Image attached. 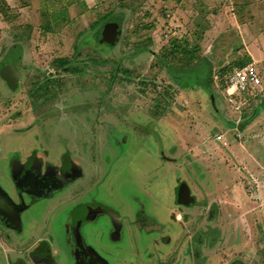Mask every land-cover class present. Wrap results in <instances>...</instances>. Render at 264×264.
Instances as JSON below:
<instances>
[{
    "label": "rangeland",
    "instance_id": "rangeland-1",
    "mask_svg": "<svg viewBox=\"0 0 264 264\" xmlns=\"http://www.w3.org/2000/svg\"><path fill=\"white\" fill-rule=\"evenodd\" d=\"M71 1L0 0V65L15 62L27 72L42 71L49 65L61 85L59 93L56 91L58 97L45 110L43 124L35 121L40 119L37 118L40 115L37 111H31L27 104L23 106L26 101L22 104L23 114H19L21 107L18 102L24 97V90L19 92L7 87V100L0 98V112L4 114L0 116L7 121L6 141L13 147L15 145L14 148L28 144V147L42 151L49 147L51 154L54 153V160L66 153L67 156L74 155V161L78 163L82 162L81 157H86L87 160L82 162L85 166L83 178L75 182L67 194L79 193V189L101 183L100 195L105 201L128 207L127 201L146 190L145 198L142 194L138 198L144 204L141 210L151 216L156 215L161 221L167 220L176 203L172 192L176 179L169 167H165L166 173L160 168L163 151L170 148L165 132L168 128L159 130L154 121H165L164 111L170 109L167 116L173 115V118L167 125L175 128L184 119V124L190 127V112L184 111L183 117L176 119L175 111L188 110L187 106L192 104L187 100L191 99L190 96L195 97L196 93L191 88H180L179 83L192 84L198 77L206 79V72L198 73L207 69V60L218 75L223 67L221 65L230 66L247 54L245 45L251 46L252 51L264 53V0ZM3 5L10 8L9 16ZM107 19L113 20L108 25L116 28L118 39L115 43L101 45L94 35ZM173 38H186L191 45H198L199 62L205 63L206 66L202 64L204 69L192 72V76L176 77L173 73L177 68L159 64L158 57L169 48ZM8 56L13 57L9 59ZM61 58L71 60L73 67L70 72L54 67L52 61ZM176 65L181 64L176 62ZM168 92L171 94L168 95ZM198 93L209 99L201 90ZM263 94L264 91L257 97L229 103L231 106L240 104L238 110L235 108L237 105L234 109L240 111V115L246 114L243 119L249 118ZM168 96L171 102L169 108ZM181 100L184 108L180 106ZM221 103L226 104L224 101ZM208 106L209 102H204L201 111L209 110ZM96 107L102 110L101 116H97ZM148 119L151 121L145 125L143 122ZM38 124L42 126L37 127ZM143 127L149 131L142 130ZM103 128V148L108 151H101L100 159L94 160L95 150L89 151L83 145L87 143L90 147L89 143L96 140L95 129L102 131ZM91 130L93 135H90ZM120 130L126 132L121 134ZM187 130L183 128L182 135L188 138L183 141L184 152L183 155L180 153L183 157L185 152L191 151L188 156L201 152L200 148L199 151L191 150L195 132ZM248 131L250 141L264 140V129L260 124L258 127L251 126ZM121 135L125 136L124 140ZM62 138L66 140L62 141ZM227 138L232 140L229 136ZM54 140L55 144L51 145ZM0 142H3L2 135ZM111 142L116 148L106 149ZM173 153L174 157H178V152ZM207 154L209 152H205ZM166 157L170 158V151H166ZM8 168L5 161H0V178L7 180L1 181L2 185L5 192L12 196L16 195L17 186L11 182ZM245 175L234 180L231 186L227 183L232 199L216 202L221 220L216 224L224 222L227 226L219 225L221 230H217L216 237L210 238V243L219 238L215 246L218 253L215 258L219 261L207 264H264V165L259 167L258 174L248 171ZM144 180L162 181V185L156 188L158 193H163V200L153 197L154 201H150L148 191L153 189H144ZM216 184L215 194L223 193L224 183L217 181ZM53 203L46 201L43 206L53 208V213L55 209L56 214L65 206L57 205L58 200ZM135 208L130 203L131 211ZM41 216L43 219L51 217L50 221L54 222L52 213ZM63 216L61 213L59 218H55L56 225H62L67 218L62 221ZM109 216L101 215L102 218ZM140 220L142 226L147 225V236L126 232L122 239L111 238V226L103 219L94 226H87L83 235L111 264H146L148 252L157 256L172 247L164 245L167 243L166 234L162 235L165 241L161 240L162 230L147 233L153 231L150 217L140 216ZM33 222L34 219H30V224ZM59 228L52 230V235L55 234L52 240L55 248L60 252L63 249L62 255H67L63 248L65 232ZM183 261L187 264V260Z\"/></svg>",
    "mask_w": 264,
    "mask_h": 264
},
{
    "label": "crops",
    "instance_id": "crops-1",
    "mask_svg": "<svg viewBox=\"0 0 264 264\" xmlns=\"http://www.w3.org/2000/svg\"><path fill=\"white\" fill-rule=\"evenodd\" d=\"M167 16L169 17L170 14H168ZM165 36H167V34H165ZM249 47L251 46L245 45L244 51L247 54L237 59L239 60L244 58L246 60L244 64L235 65L234 62L237 61L235 60L230 64V66H226L225 64L221 65L223 67H221L218 72L219 74L222 73V71L226 72L224 83H222L220 75H215L214 70L210 68L208 60L207 66H209V68L205 65L204 62H201L206 66L207 69H204L202 64H200L199 67H196L197 70L195 71L199 72L200 69H204L198 74H205L206 72V79L203 80L202 78L198 77V79L192 82V84H188L185 82L179 83L178 86L180 88H191L192 91H195L196 93L195 97L190 96L191 99L187 100V102L190 101V103L192 104L190 106L186 105L189 108L188 110L185 109L183 111H175L176 119H180V116L183 117L184 111L190 112L188 113V116L191 117L190 127L184 124V119H181V122H179L180 125L176 124L175 128H171V126L167 125L173 118V115L167 116V112L170 109L164 111V114H166V118L164 120L167 122L154 121L159 130L166 127L169 130L168 131L164 129L167 133L166 136L168 138V145L170 148L163 151L164 158H162L163 163L160 168L162 169L163 173H166L167 169H165V167H169L168 170H173L174 177L176 179L173 182L174 187L172 191L174 193L176 203L170 210L167 220L161 221L159 218H157L156 215L151 216L149 213L141 210L144 204H142V202H140L138 198H140V194H142V196L145 198V194L147 192L146 190L138 192L134 196V198L131 197L132 200L129 202L127 201L128 207L125 205H122L120 207L117 203L105 201L100 195V193H102L101 183H99L98 185L96 183L90 188L85 187L83 189H79V193L74 192L72 194H67V190L72 185H74L75 182L83 178L85 166L82 162L87 160L86 157H81L82 162L78 163L77 161H74V155L67 156V153L63 154L62 158L54 160V153L51 154L50 150L48 149L49 147H46L47 150L44 149L42 151H39L36 148L34 149L28 147V144L25 146L19 145L18 147L14 148L15 145L13 147L12 144L7 143L6 141V137L8 135L6 124L7 121L3 120V118L0 116V133L3 138V142H0V157H2L3 159L0 158V161L3 160L6 162V165H9L8 172L10 176V173L13 172L14 166L16 167V165L19 164L23 166L27 163L31 164L35 159L36 161H38V163H42L43 166L47 165L58 174L63 166H69L71 168L68 175L69 180L63 182V184H60L56 189L54 188L55 190H53L51 193L45 194L43 192L42 194H44L45 196H31L32 194H30L29 199L27 198V202L30 204V207H28L21 213V226L23 232L30 228L29 232L33 233V235L36 234V230L41 229L43 223H39V225H35L32 228L31 225L34 224V222L30 224V219L35 220V217H38L40 218V221H44L45 223L47 221H50L51 217L43 219L44 217L42 218L41 215L52 213L54 222L50 221L48 225V227L51 228L50 235L53 239V236L55 235H52L53 229L57 230L59 227L64 229L65 244L63 243V248L66 250L68 256L66 254L62 255L61 252L63 249L61 250V252L57 250L54 246V240L51 239L48 241V250L44 252V257L49 259L50 262H39L43 258L41 257L39 258L38 262L32 259L28 264L81 263L79 255L80 249H78L79 245H77V241L79 238L78 234L80 235V237H83L85 243L88 246L92 247L95 250V253L103 261H105L107 264H111V262H109L104 256H102L100 251L94 248L93 245L87 241V239L83 235L84 229L87 226L96 225L101 219H103L105 223L111 226V238L114 236V238L119 237L120 239H122L126 232L128 234L131 232L147 236V225H141V220L139 222L140 216L150 217V228L153 231H149L147 233L154 234L158 232V230H162L161 240L165 241V237H167V243H165L164 245L166 247H172V249L170 248L166 252H161L157 256L154 253L152 254L151 252H148L146 260L149 263L145 262L146 264H183V260H187V264H207V262L214 263L215 261H219L215 258L218 257L217 248L215 249V246L219 243V238H216L212 243H210V238L216 237L217 230H221L219 225L222 224V226H227V224L224 222L216 224V222L221 221L218 217L219 205L216 202L222 201L223 199L224 201L232 199V196L228 193L227 185L229 184V186H231V183L234 180L246 177L245 173L248 171L257 172L258 174L259 167H263L264 165V140L261 142H253L250 141L251 137L247 135L249 134L248 130H250L251 126L258 127L260 124L264 129V94L261 96L260 102L256 105L255 110L252 112L249 118L247 117L243 119L246 114L244 115L241 113L240 115V111L238 112L234 109V106L237 105V107L235 108L238 110L240 108V104L231 106L229 103L232 101L236 102L238 100L239 102H241L243 100H248L249 98L254 96L257 97V95L264 91V53L257 50L252 51V47ZM250 63H254L256 65V68L262 77V86L245 93L230 91L227 86V80L232 71L235 68L242 67ZM13 67H15L14 69H16L15 64H13ZM210 73L213 74V80L211 82L210 79H208V75H210ZM199 90H201L209 99L206 100V98L202 97V95L198 93ZM219 92L221 95H216ZM167 98V107H170V96H168ZM182 100L180 102V106L181 108H184L183 106H185V104ZM221 101H224L226 104L222 105ZM204 102H209V106L206 108L210 107V109H206L203 112L201 111L200 107ZM96 109L98 108L96 107ZM96 112L97 116H101V109H98ZM0 115L4 116V114L1 112ZM149 121L151 120H144L143 123L146 125L149 123ZM253 122L257 126L254 125ZM164 123L167 124L163 125ZM41 126L38 124L37 127ZM26 127L27 126H25V128ZM117 127L118 126H114V128ZM185 127L189 129L187 131L193 129L192 131L195 132V134H193L194 142L191 150L199 151V148L201 149V152L193 154L196 156H188L187 154H191V151L185 152V157L181 156L184 152L183 141L184 139H188L186 137L184 138V135H182L184 133L183 128ZM142 130L149 131L145 127H143ZM177 130H179L178 134H176ZM103 131L104 128L102 131H100V129H95V142L89 143L90 147H87V143L83 145L89 151H92V149L95 150V152L92 151L94 160H99L101 157V151L105 149L103 148ZM91 132L92 133L90 135H93V130H91ZM125 132L126 131L120 130L121 134ZM49 133L50 131L47 134ZM197 133H200L201 135H197ZM228 136L232 140H228ZM124 137V135H121V139L124 140ZM244 138L246 139L244 140ZM84 139L88 140L87 136H84ZM64 140H66V138H62V141ZM55 142L56 141L54 140V143L51 145H54ZM114 148L116 147H113L111 142L110 147L106 149L111 150ZM104 151L106 152L108 150ZM166 151H170V158L166 157ZM173 151L179 153L178 157L173 156ZM67 152L71 153L69 151ZM205 152H209V154L205 155ZM249 167H251V170ZM101 168L104 170V166L102 167L101 165ZM107 177L108 176H106L103 181ZM0 179H2V177ZM11 179L13 183V176H11ZM216 180L220 184L224 183L223 193L215 194L214 190H216L217 187ZM2 181L7 180L2 179ZM180 183H186L188 185L192 198V201L190 203L184 204L178 201L176 191ZM144 184V189H153V191L151 192L148 191L149 196L146 195L150 198V201H154L153 197L155 199L159 198L160 200H163V193H158L156 188L157 185H162V181L155 182L151 180H144ZM150 193L152 194V196ZM12 196L14 197V200H18L17 195L14 194ZM32 197H34L33 201H31ZM46 201H50L51 203L56 201L57 205L65 204V206L62 207L56 214L55 209L53 213L51 211L53 208L51 209L50 206H43ZM130 203L132 206L135 205L137 207L135 208V210L138 209V211H131ZM96 204H99L103 210L98 212L95 219L88 220L86 218V220H83L82 216H85V213L88 212V207L93 208V206ZM178 206H180V209H178ZM61 213L64 214L62 221L64 220V218H66V216L67 218L64 220L62 225H56L55 218H59ZM101 215L107 217L110 215L111 217L109 216V218H102ZM75 228L79 232L78 234L74 233ZM5 229H7V227L3 225L0 226V232ZM211 233H213L214 235ZM163 234H166L164 239L162 237ZM32 239V243H28L31 244L28 250L30 256L39 253V250L37 249L38 245H40L42 242H46V239L42 235L40 236L41 241L39 240V242H37L38 238L35 236H33ZM185 245L186 248L184 247ZM1 246L2 244L0 242V248ZM1 249H3V247ZM13 256L14 257H12V254L10 255L13 261L21 260V255L20 259L15 255ZM178 257H180L181 260H179ZM11 259L8 260L7 258H5V260H3V258H0V261L3 264H9ZM24 261L26 263L25 258ZM181 261L183 262L181 263Z\"/></svg>",
    "mask_w": 264,
    "mask_h": 264
},
{
    "label": "flooded vegetation",
    "instance_id": "flooded-vegetation-1",
    "mask_svg": "<svg viewBox=\"0 0 264 264\" xmlns=\"http://www.w3.org/2000/svg\"><path fill=\"white\" fill-rule=\"evenodd\" d=\"M10 59V56H8ZM18 60V56H17ZM19 61V60H18ZM9 62L6 64L4 63L3 67H0V98H5L7 100V87L11 88V90L15 91H23L24 90V97L20 98L19 107V114H23V104L24 107L29 105L31 111H37L36 113L40 114L37 115V118H40L35 121L41 122L45 118V110L48 106L53 104L54 100L58 97L57 92L59 93L61 89L60 79L56 78L54 69H51L48 65L47 68H42V71H30L27 72L24 69H21L16 65V71L18 72V76L12 79L9 75H7V71H5L4 67H7ZM39 68V67H38ZM33 69V68H29ZM27 70V69H26ZM54 80H57V83H54ZM57 91V92H56ZM7 103L5 102V105ZM27 104V105H26ZM4 107L3 105H1ZM15 167V166H14ZM15 172H11V176H13L14 186H17L16 195L18 196V200H14V197L8 195L5 192V188L2 185V179H0V226H5L7 229L2 230L0 232V242L2 244L0 252V258H7L8 260L11 259L10 255L17 256L21 260L18 261H11L9 264H28L32 259L38 262L39 258L43 257L39 262L43 261L45 263H49V259L45 258L44 255L46 250H48V241L52 239L50 235V229L48 227L49 222L47 221H40V218L35 217L34 224H32V228L35 225H39V223H43L40 230H36V234L30 233L29 229L23 232L21 226V213L30 207V204L27 202V198L29 199L30 194L31 196L34 195H43L51 193L55 190L60 184L63 182L68 181V175L71 170L69 166H63L59 172V174L53 171L47 165L43 166L42 163H38V161L33 160L31 164L27 163L23 166L21 164L16 165L14 168ZM15 173V174H13ZM12 182V179H11ZM182 184V183H180ZM180 186V185H179ZM55 188V189H54ZM177 194V191H176ZM33 198L31 201H33ZM185 204V203H184ZM88 212L85 213V216H82L83 220H93L97 216L98 212L102 211L103 209L99 204L93 206V208L88 207ZM43 218V216H41ZM114 218V217H113ZM119 224V223H118ZM74 233H79L76 228ZM44 236L46 242H42L38 245L39 253L34 254L32 256L29 255L28 250L32 243V237H37V242H39L40 236ZM78 244L79 245V255H80V262L79 264H103L102 259L95 253V250L88 246L83 237L78 234ZM26 260V263L24 261ZM0 264H3L0 261Z\"/></svg>",
    "mask_w": 264,
    "mask_h": 264
},
{
    "label": "trees",
    "instance_id": "trees-1",
    "mask_svg": "<svg viewBox=\"0 0 264 264\" xmlns=\"http://www.w3.org/2000/svg\"><path fill=\"white\" fill-rule=\"evenodd\" d=\"M66 5H68V3ZM9 9L10 8L8 6L4 7V10L8 12L7 14L8 16L10 14ZM109 21H113V20L107 19L106 22L101 23L96 34L94 35L95 38L99 41V44L101 45L110 43L104 40V36H103V32L106 29V26L110 23ZM117 39H118V36H117ZM117 39L115 41H117ZM10 57H13V56H10ZM199 58L200 57H199V46L198 45L197 46L191 45V43L186 38H183L181 40H178L177 38H173L170 43L169 48H166L162 52V54L158 57V63L164 67H170L171 69L177 68L178 71L176 70L175 73H173L174 76L176 77H181L182 75L192 76V72L197 70L196 67H199L200 64H202L201 62H199V60H197ZM176 62H179L181 65L180 66L176 65ZM245 62L246 60L242 58L234 62V64L242 65ZM52 63L54 64V67L57 66V68H60L61 70L65 72H70V70H72V67H73V65L71 64V60L68 58L55 59L54 61H52ZM11 64L13 65L15 64V62ZM3 65L1 64L0 67L2 68ZM13 70L15 71L16 69H13ZM15 72L17 73V76H18V72L17 71ZM225 74H226L225 71H222V73H220V78H221L222 83H224ZM208 79H210V82L213 80L212 73L208 75ZM167 94L170 95L171 92H168Z\"/></svg>",
    "mask_w": 264,
    "mask_h": 264
},
{
    "label": "built area",
    "instance_id": "built-area-1",
    "mask_svg": "<svg viewBox=\"0 0 264 264\" xmlns=\"http://www.w3.org/2000/svg\"><path fill=\"white\" fill-rule=\"evenodd\" d=\"M228 89L240 93L249 92L262 86V77L254 63L235 68L228 80ZM232 94V93H231Z\"/></svg>",
    "mask_w": 264,
    "mask_h": 264
},
{
    "label": "water",
    "instance_id": "water-1",
    "mask_svg": "<svg viewBox=\"0 0 264 264\" xmlns=\"http://www.w3.org/2000/svg\"><path fill=\"white\" fill-rule=\"evenodd\" d=\"M118 31L116 32L115 27H110L109 25L106 26V29L103 32L104 40L115 43L117 39ZM14 67L12 64H9L5 71H7V75H9L12 79L16 78L17 73L13 70ZM177 199L181 203H190L192 201L191 194L189 187L186 183L180 184L177 189Z\"/></svg>",
    "mask_w": 264,
    "mask_h": 264
}]
</instances>
